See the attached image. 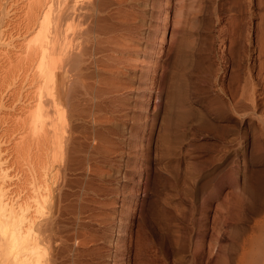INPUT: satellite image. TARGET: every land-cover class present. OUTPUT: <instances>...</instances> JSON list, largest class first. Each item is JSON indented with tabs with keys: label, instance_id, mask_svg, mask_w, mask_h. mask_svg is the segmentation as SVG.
<instances>
[{
	"label": "bare ground",
	"instance_id": "obj_1",
	"mask_svg": "<svg viewBox=\"0 0 264 264\" xmlns=\"http://www.w3.org/2000/svg\"><path fill=\"white\" fill-rule=\"evenodd\" d=\"M188 3L186 2V4ZM190 4L188 5L191 6ZM172 6H175L176 10L173 11L172 19L170 18L172 24L169 37L171 48H173L174 41L179 36L177 35L175 38L176 28H179L180 21H182L180 19L181 14H179L180 9L185 6V0H0V264H91L92 262L86 261L90 260V257L93 261L97 257V252L100 253L86 247V244L89 243L87 239L93 236V233L87 220V223H85L82 218L89 214L88 198L86 199L87 194L90 195L88 191H92L97 186L89 185L86 178L91 173L84 174L87 169L83 173L84 165L87 159L90 158H110L109 154L113 150H110L111 146L109 148L107 145L111 143V140L113 142L114 139H111L113 136L110 138V135L117 132L120 124L118 125L117 122L119 121L114 120L117 124L114 123V126H112L111 120L115 117L110 119L108 115L114 114L119 120H125L124 116L128 114L129 110L139 107L136 104L138 100L134 101L138 95L139 98L152 92L156 87L162 89L158 87L162 84L157 83L159 85L156 86V75L160 73L158 72L161 63H159V59L164 51V35ZM188 7L187 10L191 9ZM151 8H155V12L161 16H158L162 22L159 37L157 36L158 33L157 35L154 33V30L144 29L150 25L147 23L148 18L146 20V17L152 16L150 15L151 12H148ZM157 14L155 15L157 16ZM181 16L183 18V15ZM263 28L262 30H264ZM262 30L260 36H257L258 39L255 37L258 40H255L257 41V56L263 58L262 60L258 59L260 62L258 63L257 74L253 73L254 68L246 67L244 68V74L240 75L239 70L241 71L242 68L239 64L235 67L237 61L233 63L234 65H231L233 69L230 68L232 71H230L227 85L223 82L227 66L225 71L222 72V77L220 76L221 71L219 72L216 69L214 74H207L208 76L204 78L203 92H208L214 87L220 96L218 101L215 96V104H208L206 111L204 110L206 113L211 114L213 110L218 109L217 111H220V114L223 112V116L226 113L228 119L239 122L244 118L243 115L253 114L258 108V99L260 98L261 101L264 99V31L262 32ZM173 39L174 41H172ZM182 41L180 40L179 45L183 46ZM192 41H189V43L192 44ZM175 43L177 45V40ZM170 46L167 49H170ZM180 48L181 46L179 50ZM179 50L177 51L180 52L181 50ZM185 53L187 54V50ZM185 53L181 51L179 54L181 64H183L182 68L186 66V60H189ZM224 53L225 50H223L222 55L220 53L219 58H222V60L224 59ZM233 53H230V55ZM189 57H191V54ZM190 61L192 62V60ZM212 70L214 71L213 68ZM133 78L136 79L137 85H134ZM185 87L187 88V86ZM259 88L262 89V92H258ZM173 90L176 91L177 89ZM191 91L188 88L185 89L182 93L183 96L180 97V100H183L181 101L183 105L181 103L182 106L179 108L184 120L181 116L179 119L181 118L183 122L189 121L188 123L193 126L192 128L198 130L200 128L198 126L202 123H199L200 118L196 116V110L189 103L197 92ZM172 94L174 93L172 92ZM223 99L225 100L222 101ZM214 100L212 99V102ZM261 101L260 107L263 117L258 119L261 120L260 122L264 126V100ZM144 106L146 105H143V109ZM163 114L164 112L161 115ZM213 114L215 113L213 112ZM132 115L135 114L130 116ZM137 115L139 116L138 113ZM203 115L205 116V114ZM133 116L129 118L136 119ZM141 116L138 118L142 119ZM168 116L170 117V115ZM215 116H219V114ZM166 118L169 120L168 117ZM145 119L147 118L145 117ZM203 121L201 120V122ZM163 124L165 125V123ZM205 126L211 127L207 122ZM263 126L260 130V138L262 139H264ZM204 127L202 128L205 129ZM227 128L225 129L227 130ZM121 129L126 130L123 127ZM118 132L121 134L120 130ZM135 132L132 133L136 135ZM128 133L130 132L128 131ZM256 138L258 139V136ZM129 144L138 147V145L135 146L136 142L135 144ZM129 144L128 147L131 146ZM261 148L263 147H260L262 152L264 148L262 150ZM134 149L136 150V148ZM112 154H115V152L110 155ZM93 161L96 160L93 159ZM89 168L92 169V167ZM89 171L92 170L89 169ZM94 183H96L95 180ZM89 187L90 190H88ZM94 213H90L93 216H90V214L89 216L94 217ZM142 213L144 212L140 214ZM95 217L97 218V216ZM147 217H144V219H146L149 230L151 222H147L149 221ZM87 218L89 217L83 219ZM143 222L145 223V220ZM202 227L204 226L202 225ZM199 231L200 234L203 233L204 235V231ZM144 232H147L146 229ZM133 238L135 237L132 236V233L127 232V237L123 238V240L125 239L124 248L117 247L116 251L121 250L120 254L123 253L125 247L129 248ZM214 239L216 240V238ZM215 242L213 241L210 244H215ZM198 243L200 244V242ZM198 243L197 245L200 246ZM209 243L208 246L210 247ZM88 247L90 246L88 245ZM209 247L210 250L211 247ZM95 248L97 250V247ZM222 249L224 248L220 250L222 251ZM98 250L100 249L98 248ZM113 250L115 249L113 248ZM240 250L243 249L240 247ZM116 251L108 258L113 261L115 259L119 260L117 258L121 256H118L119 252L116 254ZM251 252L253 253V251ZM246 253L249 254V251ZM253 254L257 255L258 262V257L263 255L260 254L259 256L258 251ZM253 254L250 253L251 258L254 256ZM243 257L245 258V256ZM248 257L250 256L248 255ZM256 258H253V260L255 261ZM245 259L247 260V258ZM242 260L240 261L242 264L245 262L250 264L249 261L243 263ZM253 260H250L252 264ZM239 261L237 262L240 263ZM115 262L118 263V261ZM262 263L264 264V261Z\"/></svg>",
	"mask_w": 264,
	"mask_h": 264
},
{
	"label": "rangeland",
	"instance_id": "obj_2",
	"mask_svg": "<svg viewBox=\"0 0 264 264\" xmlns=\"http://www.w3.org/2000/svg\"><path fill=\"white\" fill-rule=\"evenodd\" d=\"M186 2H189L188 4L191 3V6L186 4ZM186 6H189L191 9L187 10ZM182 9H180L179 14L183 15V18H181L182 16L180 15L182 21H180L179 28H176L179 32L176 31L175 38L177 35L179 36L176 39L174 38L175 41L174 39L172 40L174 41L173 48L170 46L169 37L172 31L171 17L173 16V11L176 10L175 6H172V11H170V14L168 15V25L166 26V32L164 35V51L159 59L161 65L159 64L158 72L161 74L157 73L156 75V86L159 85L157 83L164 84L163 86H158L162 89L160 90V88L158 89L156 87L155 90L148 93L149 95L145 94L139 98L138 95L137 99L134 101L138 100L136 104L139 107H136V109L133 108L131 111L129 110L127 112L128 114L124 116L125 120H119L114 114H112L113 116L108 115L110 119L115 117L112 119L113 121L111 120L112 126H114L113 124L115 121H119L117 123L118 125L120 124V129L118 128L117 132L120 130L121 134L116 132L117 134L112 133L110 135V138L116 136V139L113 137L111 138L114 139L113 142L110 139V144L116 145H107L109 148L110 146L111 148L114 146L112 149L110 148V150H113L110 154L113 152H115V154H109L110 158L87 159L84 165L83 173L85 171L84 174L91 173H89V177L86 178V180L88 179L89 181V185L97 186L96 188L92 187V191L89 187L88 190L90 191H88V193H90V195L87 194L86 197V199L88 198L87 203H89V214L95 212L94 217L97 216V218L92 217L95 220L92 219L90 216L93 215L91 214L90 216L89 214L86 215V217H89L87 219H83L86 218L85 216L82 218V221L85 220V223L88 222V226L91 227L93 233V236H91L93 238L90 237L91 239H87V242H89L87 244L90 247H88L87 244L86 247L100 252L99 254L97 252V257H95L93 261H91L92 257H90V260L86 259V262H92L91 264H242L240 262L242 259L243 263L244 261H249V263L252 264L250 260L257 257V255L253 254L257 253V251L259 256L263 252V255L261 254L263 257H258L259 262L263 264L264 150L262 149L264 148V139L260 138V130H262L261 127L263 125L260 122L261 120L258 119L263 117L261 113L262 109L260 107L261 100H259L260 98L258 99V108L255 110L256 113H253L256 115L247 114V116L245 114L242 116L244 118L238 122L228 119L225 112L223 116V112L220 114V111H217L218 109H215L216 111L213 110L215 114H213V112H211V114L206 113L205 111L206 107L209 106L208 104H215V96L217 97V101L220 99V96L217 94L214 87L208 92H203L202 87L206 76L214 74L217 69V71H221L220 76L222 77V72L225 71L226 66V72H224L225 75L223 76L224 80H222L227 85L230 78V71H232L230 68L233 69V66L231 65H234L233 63L237 61L235 67L239 64V66H241L240 68H242V73L239 70L240 75L244 74V68L246 67H251L250 69L254 68L253 73H258V63L263 58L259 57L260 60H258L259 58L257 56L256 48L257 39L264 27V0H194L193 2L192 0H185V6ZM149 10L150 11L148 12H151L150 15L152 16H147L146 20L148 18L149 21L147 20V23L150 25L144 29H149L150 31L154 30V33L156 35L158 33L157 36L159 37L162 26L161 18H158L160 14L158 13V15L155 12V8ZM190 10H193L191 11L192 13ZM155 14H157V16ZM263 31L264 30H262V32ZM181 37L183 38L181 39ZM255 37H257V39ZM176 40L177 45H175ZM180 40H183L182 44L184 47L181 44L179 45V43H181ZM189 41H192L193 46ZM188 43L189 47L187 46ZM169 46L170 49H167ZM180 46V50L184 53L186 50L187 54L191 51L188 55L185 53L187 58H189V60H186L187 68L186 66L182 68L183 64H181L179 55L181 53L179 50ZM173 49L176 50L173 51ZM223 50H225L226 54L224 53V59L222 60V58L219 57L223 54ZM231 51L234 52L232 55H230V53H232ZM190 54L191 57H189ZM190 60H192V62ZM209 66L210 68L212 67L214 71L212 68L210 69ZM173 68H176L177 70ZM136 77L137 76L135 75V78ZM135 78H133L134 85H137L138 83ZM185 86H187L188 90H194V93L197 92L189 103L196 110V116L200 118V122H198L202 124H200V126L198 123V127L201 129L198 127V130L192 128L193 126L188 123L189 121H184L185 123L183 122L184 118L180 113V108L183 105V102L181 101L183 100H180V97L183 96L182 93L187 89ZM173 89L177 90L174 91ZM258 90V92H262V89L260 90L259 88ZM172 92L174 94H172ZM171 96L173 97L171 98ZM146 97L149 98V100L146 101ZM172 99L173 101H171ZM212 99L214 102H212ZM224 100L225 99L222 101ZM139 104H142L141 107ZM143 105H146L144 106V109ZM165 106L167 108H164ZM168 108L170 109L167 110ZM136 112L139 116L143 115L141 116L142 119L138 118L139 116ZM163 112L164 114L161 115ZM131 114H135L134 116L137 120L130 119L133 116H130ZM203 114H205V116ZM218 114L219 116H215ZM168 115H170V117ZM134 116L133 118H135ZM180 116L183 120L181 118L179 119ZM206 116H208V118H206ZM145 117L148 120L145 119ZM174 119L175 121H173ZM201 120L204 121L201 122ZM152 121L154 122L152 123ZM205 121L211 125L212 128L205 126ZM160 122H162V125ZM163 123H165V125ZM122 127L126 130L123 131L121 129ZM152 127L154 128L152 129ZM225 128H227V130ZM164 130L166 131V134ZM128 131L130 133H128ZM131 131H136L135 134L138 135H134ZM257 136L258 139L256 138ZM118 138L121 140H117ZM127 142L128 144H135L136 142L135 146L138 145L139 148L134 147V145L132 146V144H129L131 145L129 148ZM121 143L122 145H120ZM125 144L126 146H124ZM261 146L263 147L261 148L262 152L260 151ZM133 147L136 148V150ZM132 148L135 150V153ZM93 159L96 161H93ZM89 167H92V169ZM89 169L92 171H89ZM92 173L96 174L93 175ZM93 179L96 183H94ZM132 212H134L133 215ZM141 212H144L142 213L144 216L140 214ZM138 215L141 216L140 219H138ZM144 217H147L149 220L147 221L148 223L151 222L149 224V230ZM143 220H145V223ZM125 221L126 223H124ZM202 225L204 227H202ZM256 225H259L257 226L259 228H254ZM109 227L114 228L112 230V228L110 229ZM144 228L147 232H144ZM155 229L156 231H154ZM117 230L120 231L118 232ZM199 230L202 232L204 231V235L203 233L200 234ZM129 231L135 238H133L129 248L127 249L125 247V251L120 254L121 250L116 251V249L117 247H121L120 249L124 248L125 239L123 240V238L127 237V232L129 233ZM211 231H215L214 233H216V236L212 235L214 233ZM125 232L126 234L124 235ZM210 240V243H213V241L217 242L212 244V246L209 243ZM198 242H200V244ZM197 243L200 246H198ZM208 243L211 245V248L208 246ZM95 247H97V250ZM240 247L243 250H240ZM98 248L100 250H98ZM113 248L115 250H113ZM221 248L224 249L221 251ZM114 251H116V254L119 252L118 256H121L117 258L119 260L115 259L118 263L111 258H108L115 253ZM248 251L249 254L246 253ZM251 251H253V253ZM250 253L254 255L252 258ZM247 254L250 257H248ZM243 256H245L247 260ZM256 261L258 262L257 258L253 264L259 263ZM246 263L247 262L244 264Z\"/></svg>",
	"mask_w": 264,
	"mask_h": 264
}]
</instances>
